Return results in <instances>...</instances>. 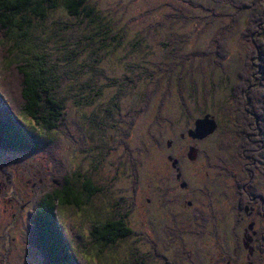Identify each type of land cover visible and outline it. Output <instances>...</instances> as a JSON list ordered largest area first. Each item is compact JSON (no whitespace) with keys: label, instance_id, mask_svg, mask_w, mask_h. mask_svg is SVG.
Here are the masks:
<instances>
[{"label":"rangeland","instance_id":"374dc122","mask_svg":"<svg viewBox=\"0 0 264 264\" xmlns=\"http://www.w3.org/2000/svg\"><path fill=\"white\" fill-rule=\"evenodd\" d=\"M252 1L86 0L79 16L62 3L45 20L31 16L35 47L13 52L12 61L40 55L32 60L65 106L64 125L46 130L18 114L3 68L10 60L0 55V115L38 144L33 152L0 149V264L43 263L29 245L28 211L54 174L90 178L99 191L81 210L58 208L78 264H186L183 244L201 251L235 242L244 232L243 188L264 195V167L239 156L251 105L239 110L233 96L254 56L243 34L253 12L241 8ZM206 115L218 129L181 141ZM189 146L198 155L182 166L183 190L169 156ZM93 217L123 219L131 234L102 251L91 244ZM254 217L264 233V220Z\"/></svg>","mask_w":264,"mask_h":264},{"label":"trees","instance_id":"16d2710c","mask_svg":"<svg viewBox=\"0 0 264 264\" xmlns=\"http://www.w3.org/2000/svg\"><path fill=\"white\" fill-rule=\"evenodd\" d=\"M58 3H62L68 13L77 16L86 8V0H0V55L4 54L8 62L10 60L3 68L10 89L12 91L13 86L17 97L16 110L19 115L32 118L46 130L59 129L64 125L65 106L55 99L54 90L40 63L32 60L40 55L32 52L30 56L12 61V53L28 52L30 47H35L30 41L32 36L28 35L29 27H32L31 16L45 20L44 17ZM241 8L253 12L243 34L251 43V55L254 56L249 57L245 68L239 72V82L232 90L234 98L239 101V110L245 101L251 105L250 115L247 114L242 121L244 137L240 154L259 168L264 167V0L244 2ZM223 50L222 54L226 51ZM1 84L3 86L2 81ZM123 143L127 144L125 140ZM37 148L38 144L30 135L0 115V149L33 152ZM76 176L78 174L73 179L54 174L52 184L37 195L28 211L29 245L42 252V264H78L76 253L71 243L67 242L65 229L58 218V208L81 210L99 191L90 178L81 181ZM75 180L81 183V190ZM127 235L129 231L124 229L121 220H98L93 217L91 244L101 247L102 251L111 249Z\"/></svg>","mask_w":264,"mask_h":264},{"label":"flooded vegetation","instance_id":"af4514ba","mask_svg":"<svg viewBox=\"0 0 264 264\" xmlns=\"http://www.w3.org/2000/svg\"><path fill=\"white\" fill-rule=\"evenodd\" d=\"M218 126V125H217ZM184 130L180 134V140L187 144L188 140L192 139V141H203L204 139H196L190 137V131ZM195 129V128H194ZM218 129V128H217ZM210 136V135H209ZM184 145H179L183 150ZM171 146V142H168V147ZM189 153H183L182 151H175L172 155L169 156L172 159V168L176 173L175 181L179 184V187L183 190L188 189L187 180L183 177L182 166L185 161L189 162L190 160L196 162L198 150L189 146ZM239 156L244 158L240 153ZM249 159V158H247ZM251 177H254L252 175ZM249 182H253L252 178H250ZM248 182V183H249ZM250 186V185H249ZM244 189V193L241 194V198L239 199L238 206L244 211V217H241L239 225L240 228H243L244 232L242 234L236 235V240L234 243L230 245H220L215 241L211 247H208L205 250H194L191 246L190 248H186L185 244H183L184 253L182 256L184 257V262L188 264L192 258H195L197 264H264V233L263 230H258L256 228L257 221L254 216L257 218L264 220V198L261 193H254L246 188ZM184 201L182 197H179L178 201ZM188 206H194V203L190 200H185ZM237 208V206H236ZM122 225L125 230L129 231L131 234V229L126 225L123 219ZM261 222H259L260 225ZM262 224V223H261ZM183 227V222L181 223ZM185 231L181 228L178 232ZM174 233L172 231V226L170 228V236ZM128 236V235H127ZM127 236L125 238H127ZM172 237V236H171ZM173 240L176 239V236L172 237ZM243 248V250H241ZM245 249V250H244ZM205 253V254H204ZM166 264H178L174 259H169Z\"/></svg>","mask_w":264,"mask_h":264},{"label":"water","instance_id":"95a60500","mask_svg":"<svg viewBox=\"0 0 264 264\" xmlns=\"http://www.w3.org/2000/svg\"><path fill=\"white\" fill-rule=\"evenodd\" d=\"M217 128L218 126L214 118L206 115L204 118H200L195 122V129L190 131V137L204 139L213 134Z\"/></svg>","mask_w":264,"mask_h":264}]
</instances>
